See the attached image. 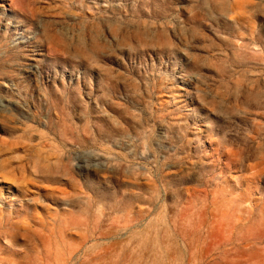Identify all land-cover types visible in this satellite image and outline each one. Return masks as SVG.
<instances>
[{
	"label": "rangeland",
	"instance_id": "obj_1",
	"mask_svg": "<svg viewBox=\"0 0 264 264\" xmlns=\"http://www.w3.org/2000/svg\"><path fill=\"white\" fill-rule=\"evenodd\" d=\"M0 264H264V0H0Z\"/></svg>",
	"mask_w": 264,
	"mask_h": 264
},
{
	"label": "bare ground",
	"instance_id": "obj_2",
	"mask_svg": "<svg viewBox=\"0 0 264 264\" xmlns=\"http://www.w3.org/2000/svg\"><path fill=\"white\" fill-rule=\"evenodd\" d=\"M59 166H60L59 161H57L56 163L50 165V167L53 168V171H54L55 169L59 168ZM44 167H45V166H44ZM51 170H52V169H51ZM51 173H52V172H51ZM55 173H56V172H55Z\"/></svg>",
	"mask_w": 264,
	"mask_h": 264
}]
</instances>
